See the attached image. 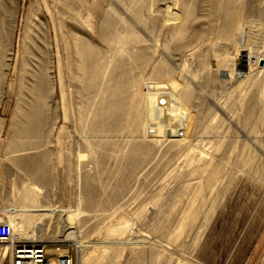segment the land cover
Segmentation results:
<instances>
[{"label":"rangeland","instance_id":"1","mask_svg":"<svg viewBox=\"0 0 264 264\" xmlns=\"http://www.w3.org/2000/svg\"><path fill=\"white\" fill-rule=\"evenodd\" d=\"M2 221L73 264L262 263L264 0H0Z\"/></svg>","mask_w":264,"mask_h":264},{"label":"built area","instance_id":"2","mask_svg":"<svg viewBox=\"0 0 264 264\" xmlns=\"http://www.w3.org/2000/svg\"><path fill=\"white\" fill-rule=\"evenodd\" d=\"M11 235V225L0 222V243L9 240ZM9 264H73V258L70 247H48L42 242H17L11 246ZM260 264H264V261Z\"/></svg>","mask_w":264,"mask_h":264},{"label":"bare ground","instance_id":"3","mask_svg":"<svg viewBox=\"0 0 264 264\" xmlns=\"http://www.w3.org/2000/svg\"><path fill=\"white\" fill-rule=\"evenodd\" d=\"M89 62V61H88ZM87 63V62H86ZM85 64V63H84ZM76 240V239H75ZM37 241V240H36ZM34 240H27V239H23V240H13V239H9L8 241H6V244H9V254H10V249H11V246L14 244V243H17V242H22V243H26V242H36ZM38 242H41V241H38ZM74 243V242H73ZM76 244V243H75ZM78 264V263H76Z\"/></svg>","mask_w":264,"mask_h":264}]
</instances>
